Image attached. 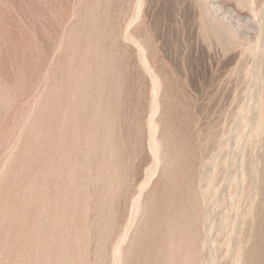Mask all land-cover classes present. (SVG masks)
I'll use <instances>...</instances> for the list:
<instances>
[{"label":"rangeland","instance_id":"rangeland-1","mask_svg":"<svg viewBox=\"0 0 264 264\" xmlns=\"http://www.w3.org/2000/svg\"><path fill=\"white\" fill-rule=\"evenodd\" d=\"M0 264H264V0H0Z\"/></svg>","mask_w":264,"mask_h":264}]
</instances>
